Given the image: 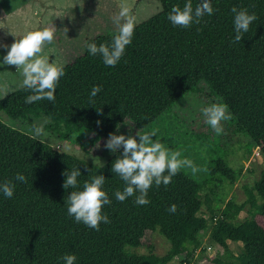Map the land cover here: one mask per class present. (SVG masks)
Instances as JSON below:
<instances>
[{"label":"trees","instance_id":"16d2710c","mask_svg":"<svg viewBox=\"0 0 264 264\" xmlns=\"http://www.w3.org/2000/svg\"><path fill=\"white\" fill-rule=\"evenodd\" d=\"M160 2L161 11L135 25L117 65L106 66L87 49L92 42L110 45L117 33L92 38L83 55L63 66L54 102L28 104L25 98L32 93L21 87L0 100V111L12 119L46 117L44 129L61 137L88 128L108 138L127 118L148 126L204 80L237 119L236 132L247 133L264 156V0H210L213 14L189 28L168 20L172 6L182 8L186 0ZM200 2L192 0L193 8ZM234 6L257 16L239 43H232ZM96 85L101 91L91 97ZM63 125L68 130L61 131ZM122 152L121 147L105 165H93L0 119V183L15 185L11 198L0 193V264H64L65 254H75L74 264H169L175 258L191 264L203 249L206 231L221 251L204 256L209 264H264V170L245 186L242 202L218 199L217 185L203 189L208 180L199 183L181 169L167 186L153 184L150 203L138 205L135 196L120 202L114 195L125 187L111 171ZM72 169L81 172L78 190L94 176L105 177L103 189L111 203L102 213L110 223L101 222L99 231L67 214L74 189L62 187V173ZM216 171L230 185L241 175L223 160ZM17 173L27 182L15 180ZM172 204L177 205L174 214L168 211ZM245 210L248 215L241 219ZM148 231H159L169 241L166 253L158 254L153 244L147 253L132 251L144 247ZM229 241L241 243V251L234 252Z\"/></svg>","mask_w":264,"mask_h":264},{"label":"rangeland","instance_id":"374dc122","mask_svg":"<svg viewBox=\"0 0 264 264\" xmlns=\"http://www.w3.org/2000/svg\"><path fill=\"white\" fill-rule=\"evenodd\" d=\"M122 5L130 8L135 25L162 9L160 0H0V61L16 39L29 31L51 28L54 30V40L45 45L42 55L50 63L65 66L83 55L88 40L117 33L113 17L119 13ZM22 80L16 66L0 63V100L20 89ZM212 103L224 101L203 80L196 89L186 93L148 126L139 127L127 118L115 134L135 136L137 131L141 134L155 131L153 141L159 138L170 152L179 151L181 159L187 158L194 162L199 171L193 173L190 168L182 170L199 183L208 180L209 184L203 189L217 185L218 199L235 197L242 202L246 199L245 186H251L264 170V156L259 148H255L247 133L236 132L237 119L229 108L231 119L221 122L224 129L222 134L215 133L200 111ZM45 118L31 116L27 120L12 119L0 111V119L4 123L29 134L33 124L45 125ZM66 130L63 125L61 131ZM44 131L47 135L39 138L93 165H105L114 154L104 147L108 138L100 137L88 128L74 129L68 137L55 135L48 129ZM220 160L225 161L234 172L241 170V175L233 185L221 171H216ZM247 215L246 210L242 211L240 218ZM202 238L203 249L199 250L191 264H209L204 256L221 252L210 241L208 231L203 232ZM143 243L144 247L132 248V251L147 253L149 244L155 245L158 254H164L170 248L169 241L159 231H148ZM229 245L234 252L242 249L239 242L229 241ZM180 262L181 259L175 258L169 264Z\"/></svg>","mask_w":264,"mask_h":264},{"label":"clouds","instance_id":"9594fccd","mask_svg":"<svg viewBox=\"0 0 264 264\" xmlns=\"http://www.w3.org/2000/svg\"><path fill=\"white\" fill-rule=\"evenodd\" d=\"M213 12L210 0H201L195 8H193L192 0H186L182 8L178 5L172 6L168 20L174 26L189 28L193 24H199L205 15L210 16ZM231 12L234 14L235 32L232 43H239L242 36L249 32L250 25L257 19V16L254 12L249 13L246 8L238 9L235 6L231 8ZM113 22L117 26V34L110 45L101 43L98 46L95 42L87 44L89 54L100 56L104 64L109 67H114L120 61L126 46L132 42L135 29V19L127 6H121L119 13L113 17ZM53 40L54 30L51 28L29 31L12 43L7 54L0 61L5 65L16 66V70L20 72L23 77L22 87L32 93L25 98L28 104L42 100L54 102L56 99L57 84L65 74L64 68L61 65L50 63L48 58L42 55L45 45L51 44ZM100 91L101 87L96 85L92 88L90 96L95 97ZM97 111L99 112L100 109ZM200 111L206 123L217 135L224 131L221 122L231 119V113L225 103H212L201 108ZM117 130H119V125H117ZM31 134L33 139L46 136L44 123L33 124ZM153 136H156L155 131L143 134L137 131L135 136L109 134L104 147L113 153L118 152L121 147L123 149L122 155L113 162L111 169L125 184L122 191L117 190L114 193L118 201L123 202L135 196L136 204L147 205L150 203L147 198L148 191L153 184L167 186L182 168H190L193 173L199 171L192 160L181 159L179 151L170 152L159 138L153 141ZM62 175L66 177L62 187L66 190L74 189L67 197V214L74 217L77 223L82 222L97 231H99L101 222L110 223L107 215L102 213L103 206L111 203L107 192L103 189L105 177L102 174L94 176L90 181L83 183L82 190H78L80 169L66 170ZM15 180L26 183L27 177L22 173H17ZM14 188L15 185L11 180L0 183V193H3L6 198L13 196ZM168 211L174 214L177 211V205L172 204ZM61 259L64 264H74L77 257L75 254H65Z\"/></svg>","mask_w":264,"mask_h":264},{"label":"crops","instance_id":"0c3cea01","mask_svg":"<svg viewBox=\"0 0 264 264\" xmlns=\"http://www.w3.org/2000/svg\"><path fill=\"white\" fill-rule=\"evenodd\" d=\"M27 1V0H26ZM29 1V0H28Z\"/></svg>","mask_w":264,"mask_h":264}]
</instances>
